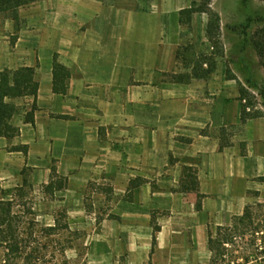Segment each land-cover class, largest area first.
Listing matches in <instances>:
<instances>
[{"label":"crops","instance_id":"0c3cea01","mask_svg":"<svg viewBox=\"0 0 264 264\" xmlns=\"http://www.w3.org/2000/svg\"><path fill=\"white\" fill-rule=\"evenodd\" d=\"M195 1L47 0L50 12L40 8L33 31L5 18L0 71L34 68L39 90L37 98L15 100L18 107L25 101L12 120L20 134L0 136V183L41 169L51 174L49 183H64L45 191L66 196L82 194L90 180L108 181L123 221L150 228L158 215L165 230L170 215L193 208L207 236L210 220L219 226L224 214L241 215L256 179L264 178V114L242 122L239 82L221 66L188 79L191 67L177 53L184 44L181 11ZM11 28L19 31L13 45ZM55 55L70 72L59 92ZM34 105L35 122L27 123Z\"/></svg>","mask_w":264,"mask_h":264},{"label":"rangeland","instance_id":"374dc122","mask_svg":"<svg viewBox=\"0 0 264 264\" xmlns=\"http://www.w3.org/2000/svg\"><path fill=\"white\" fill-rule=\"evenodd\" d=\"M46 1L22 7L18 25L31 31L37 30L41 14L43 15L40 8L45 7L46 13L50 12L49 2ZM202 1L206 0H199ZM211 9L221 20L220 37L224 56L218 58L217 68L221 66L226 70L228 78L237 79L240 88L244 87L247 92L244 99L246 105L251 103L248 105L251 108L249 112L259 111L264 114L261 95L264 92V67L260 65V58L251 44L256 32L264 31V0H212ZM5 18L0 15L1 27ZM209 20L210 14H201L198 22L191 27H184V44L181 48L184 65L191 67L190 61L199 55L209 56L218 51L207 37ZM9 31L8 41L13 45L19 37V31L16 28ZM6 33L1 36H7ZM17 103L19 115L23 113L25 101ZM51 179V174L48 178L41 169H23L16 172L8 184L0 183V190L3 189V192L0 191V198L14 201V211L24 215L23 226L26 231H34L38 244L36 247L39 246L38 250L44 254L41 261L33 258L32 264L210 263L208 236L197 229L200 218L193 208L188 213L170 215L172 218L168 216L171 221L165 230L161 228L158 215L148 228L142 222L121 219L118 199L112 192L110 182L103 185L102 180H90L82 194L74 189L65 196L62 192L50 195L45 191ZM256 180L260 183L249 191L245 209L251 207L253 220L257 224L264 219V178L260 176ZM102 191L106 193V199L97 198L96 193ZM56 217L67 223L69 230L48 236L44 229L54 225ZM234 217L224 214L219 219L220 225H228ZM208 226L216 234L217 222L210 220ZM154 233L157 238L155 243ZM261 236L262 232H259L257 237ZM250 239L249 235L245 241L250 242ZM240 244L241 247L244 246L243 242ZM258 244L250 246L251 250L260 247L261 240ZM6 253L7 250L0 245V263ZM13 257H10L8 264H24L23 259Z\"/></svg>","mask_w":264,"mask_h":264},{"label":"trees","instance_id":"16d2710c","mask_svg":"<svg viewBox=\"0 0 264 264\" xmlns=\"http://www.w3.org/2000/svg\"><path fill=\"white\" fill-rule=\"evenodd\" d=\"M40 0H0V15L11 18L15 22L19 21L20 9L26 5ZM211 1L194 2L189 8L181 11V22L184 26L191 27L192 18L195 13H208L210 20L207 25V37L213 48H217V52L211 55H199L196 59L190 61L191 74L188 79L205 78L213 74L218 65V58L224 56L223 47L221 46V20L217 13H213L211 9ZM246 1V0H244ZM251 44L256 50L260 65L264 67V31H258L251 39ZM216 53V55H215ZM181 51H178L177 56H181ZM54 61V91L59 92V82L62 84L69 79V70L58 62V57L55 55ZM186 57H184L185 59ZM207 64V67H205ZM232 78V77H230ZM187 76L175 78L177 81L186 80ZM249 84V83H248ZM251 85V84H250ZM39 83L35 79V69L31 67L20 68L13 73L0 71V136L6 138H14L20 134V129L12 123L13 118L18 114V106L15 103L16 99L22 97L37 98ZM246 90L242 86L240 88V100L246 98ZM264 101V92H261ZM251 104V103H249ZM248 104V105H249ZM248 105L243 106L242 122L245 123L249 118L259 116V111H247ZM35 105L32 110L26 115V122L34 124ZM223 147V145H222ZM16 150L25 149V147H16ZM186 177L191 178V183H195L192 169L184 170ZM63 181L55 185L52 181L47 185L46 190L54 193L56 187L62 188ZM186 188V186H184ZM3 192V189L0 190ZM7 190H4V192ZM201 205L198 204V209ZM24 215L14 211V201L12 199L0 198V245H2L7 253L0 264H8L10 257L23 259L24 264H32L33 258L36 261H41L42 254L36 247L34 231H26L23 226ZM253 211L248 206L242 215L235 216L228 225H219L216 234L211 231L208 236V249L211 253L209 264H264V219L254 226ZM69 225L63 223L62 219L56 217L55 224L45 227L48 236H52L57 232L69 230ZM262 232L259 238L258 233ZM251 236L250 242L245 241L248 236ZM261 240L262 245L257 249L251 250L250 246L259 245ZM157 241L154 233V243ZM244 246L241 247L242 242ZM38 243V242H37ZM44 257V256H43Z\"/></svg>","mask_w":264,"mask_h":264},{"label":"built area","instance_id":"2783aa9c","mask_svg":"<svg viewBox=\"0 0 264 264\" xmlns=\"http://www.w3.org/2000/svg\"><path fill=\"white\" fill-rule=\"evenodd\" d=\"M249 110H251V109H249Z\"/></svg>","mask_w":264,"mask_h":264}]
</instances>
